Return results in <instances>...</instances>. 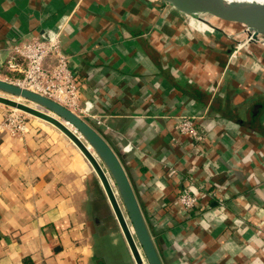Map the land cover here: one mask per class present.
<instances>
[{
	"label": "crops",
	"instance_id": "1",
	"mask_svg": "<svg viewBox=\"0 0 264 264\" xmlns=\"http://www.w3.org/2000/svg\"><path fill=\"white\" fill-rule=\"evenodd\" d=\"M67 16L62 48L91 106L81 118L119 156L162 263L182 247L193 264H264V39L233 55L245 34L163 0H0V77L10 44ZM182 114L198 115L200 154L174 128ZM27 122L0 132V264H135L82 153ZM188 175L206 195L183 213Z\"/></svg>",
	"mask_w": 264,
	"mask_h": 264
},
{
	"label": "water",
	"instance_id": "2",
	"mask_svg": "<svg viewBox=\"0 0 264 264\" xmlns=\"http://www.w3.org/2000/svg\"><path fill=\"white\" fill-rule=\"evenodd\" d=\"M163 1L185 14L207 15L216 21L233 26L251 37L254 40L251 42H256L259 38L264 39V3L236 5L226 4L224 0ZM0 91L32 102L34 105L0 95V104L50 123L82 153L102 186L134 263L141 264L145 261L146 264H163L122 162L103 136L78 114L60 103L1 77ZM86 143L90 145L98 159L90 152ZM106 173L114 182L118 199Z\"/></svg>",
	"mask_w": 264,
	"mask_h": 264
},
{
	"label": "built area",
	"instance_id": "3",
	"mask_svg": "<svg viewBox=\"0 0 264 264\" xmlns=\"http://www.w3.org/2000/svg\"><path fill=\"white\" fill-rule=\"evenodd\" d=\"M69 18L70 16L64 18L54 31H39L10 44L4 66L7 72L12 75L8 74L3 78L60 103L80 117L89 116L90 103L88 101L80 102V86L75 73L69 66V57L62 48L61 36ZM251 41L254 40L244 35V40H238L231 54L236 55L243 44ZM257 41H260V38ZM197 118L198 115L187 114L173 117L175 130L178 135L188 139L191 145L189 150L192 153L200 151L199 147L205 140L204 130L196 124ZM27 119L26 113L11 108L0 121V132L22 135L28 129ZM173 141L176 142V139L173 138ZM130 149L129 145L124 147L126 151ZM169 171L173 175L176 172L173 166L169 168ZM108 177L113 190L117 192L109 174ZM205 195L203 189H198L195 186L194 178L188 175L176 195L174 203L181 212L189 213L199 206Z\"/></svg>",
	"mask_w": 264,
	"mask_h": 264
},
{
	"label": "bare ground",
	"instance_id": "4",
	"mask_svg": "<svg viewBox=\"0 0 264 264\" xmlns=\"http://www.w3.org/2000/svg\"><path fill=\"white\" fill-rule=\"evenodd\" d=\"M224 3H226V4H236V5H242V4H250V3H257V4H261V3H264V0H224ZM13 99H15L16 101H20L21 102V100H20V97H14ZM77 135H79L77 132H75ZM80 139H82L81 137H80ZM83 140V139H82ZM84 141V140H83ZM86 146H87V148L90 150V152H92V154L94 155V157H96V159H98V157H97V155L94 153V151H93V149L90 147V145H88L87 143H86ZM99 161V160H98ZM106 175H107V178H108V180H109V182H110V185H112V183H111V180H110V178L108 177V174L106 173ZM114 195L116 196V198L118 199V196H117V192L114 190ZM119 201V200H118ZM120 203V202H119ZM121 205V204H120ZM131 229V228H130ZM141 264H146V263H144V261H142V263Z\"/></svg>",
	"mask_w": 264,
	"mask_h": 264
},
{
	"label": "rangeland",
	"instance_id": "5",
	"mask_svg": "<svg viewBox=\"0 0 264 264\" xmlns=\"http://www.w3.org/2000/svg\"><path fill=\"white\" fill-rule=\"evenodd\" d=\"M241 35V37L243 36V34L241 33L240 34ZM2 78V77H1ZM0 95H3V96H6V97H9V98H14L13 96H11L10 94H6V93H4V92H1L0 91ZM20 100H21V102H24V103H27V104H29V105H34L32 102H30V101H28V100H25V99H22V98H20ZM0 106L1 107H4L5 109H6V114L9 112V110L11 109V107H8V106H5V105H3V104H0ZM26 116H27V118L28 117H34V116H32V115H29V114H26ZM119 196V195H118ZM120 203H121V201H120ZM118 246H116V248H114L113 249V251H118V255L120 254V251H119V249L117 248ZM113 256H115V257H117V253H113ZM144 263H146L145 261H144Z\"/></svg>",
	"mask_w": 264,
	"mask_h": 264
},
{
	"label": "trees",
	"instance_id": "6",
	"mask_svg": "<svg viewBox=\"0 0 264 264\" xmlns=\"http://www.w3.org/2000/svg\"><path fill=\"white\" fill-rule=\"evenodd\" d=\"M178 249H179V256H178L179 259L176 264H191L193 261L192 260L188 261L187 257L185 256L187 252H191V251L189 249H183L182 247H179Z\"/></svg>",
	"mask_w": 264,
	"mask_h": 264
}]
</instances>
